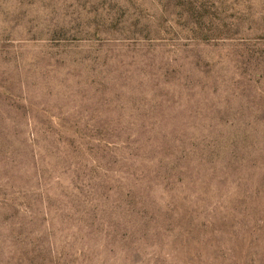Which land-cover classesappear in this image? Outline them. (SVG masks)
<instances>
[{"label": "rangeland", "instance_id": "rangeland-1", "mask_svg": "<svg viewBox=\"0 0 264 264\" xmlns=\"http://www.w3.org/2000/svg\"><path fill=\"white\" fill-rule=\"evenodd\" d=\"M0 264H264V0H0Z\"/></svg>", "mask_w": 264, "mask_h": 264}]
</instances>
